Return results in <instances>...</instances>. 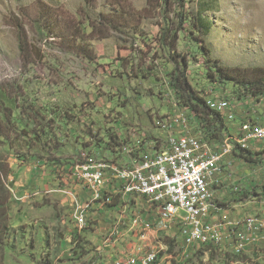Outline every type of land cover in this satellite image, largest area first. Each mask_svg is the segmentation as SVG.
<instances>
[{"label": "rangeland", "instance_id": "obj_1", "mask_svg": "<svg viewBox=\"0 0 264 264\" xmlns=\"http://www.w3.org/2000/svg\"><path fill=\"white\" fill-rule=\"evenodd\" d=\"M201 9L209 10L202 27ZM176 65L201 97L229 99L236 121L264 117V97L212 76L219 65L264 67V0H0V93L12 99L0 102V168L9 193L0 210L9 228L0 264H137L152 245L158 264H223L219 254L209 259L200 250L181 260L175 230H129L138 216L132 208L147 212L142 200L111 215L92 208L81 226L79 197L56 190L81 151L103 155L118 152L121 138H168L156 122L171 110L163 92L174 91L170 99L183 106L171 86ZM194 128L205 135L197 118ZM254 149V162L238 152L222 165L228 203H242V213L264 211V143ZM238 185L251 199L234 196ZM122 215L134 217L127 223ZM243 256L241 264H264V250Z\"/></svg>", "mask_w": 264, "mask_h": 264}, {"label": "built area", "instance_id": "obj_2", "mask_svg": "<svg viewBox=\"0 0 264 264\" xmlns=\"http://www.w3.org/2000/svg\"><path fill=\"white\" fill-rule=\"evenodd\" d=\"M169 90L163 92V96L171 110L165 118L156 122L157 128L168 134L167 139L158 136L149 140L144 137L132 142L131 139L121 138L118 152H104L102 155V150L94 153L81 151L77 162L72 165L76 166L77 175H68V169H65V179H71L72 186H75V197H81L87 204V216L81 218V226L89 219L92 196L103 197V204L99 206L101 212L109 210L108 206H104V197L108 193H101V184L113 180V167H121V188L127 189L125 208L133 198H142L178 212V222H166V226H171L187 246L195 248L214 237L213 220L221 206L213 188L222 189L224 186L222 165L235 156L236 148L252 151L254 145L263 144L264 124L249 119L240 124L237 134H231L229 127L236 121L231 101L226 97L212 98L208 107L217 112L228 127L223 142L212 141L208 137L216 145L212 148L206 135L194 128L196 114L189 107H180L178 102L171 100L174 91ZM127 169H134V178H127ZM78 174H86L88 184H79ZM56 190L68 197V187L62 185ZM234 190L236 193L241 191L239 186ZM70 200L73 202V199ZM134 219H138L140 224V216ZM152 222L158 225L159 220L152 218ZM145 228L140 225L139 232ZM247 228L257 230V223ZM233 234L238 237V242L246 245L264 244V238H253L251 235L240 238V232ZM159 258L160 255L154 251L151 258L142 264H156Z\"/></svg>", "mask_w": 264, "mask_h": 264}, {"label": "crops", "instance_id": "obj_3", "mask_svg": "<svg viewBox=\"0 0 264 264\" xmlns=\"http://www.w3.org/2000/svg\"><path fill=\"white\" fill-rule=\"evenodd\" d=\"M246 120H249L247 115H245L242 120H237L234 123H232L229 127L230 133L231 134H237L240 124ZM252 120H253V122H256L258 124H264V117H260L258 119L255 118ZM222 141H218V142H222ZM254 147H255V145L253 146V150L251 151V153L253 155L258 152V150L254 149ZM63 172H64V174H62V176H61L63 183L72 184L71 179H65V171H63ZM72 174H73L72 169H70L68 171V175H72ZM221 177H223V171H222ZM79 183L83 184L81 181H79ZM65 184L63 187H66ZM72 187L75 189V186H72ZM226 187L227 186L224 184L222 189H220L219 187L213 188L215 198L218 199L217 200L218 204L221 206V210L214 216V220H213L214 224H222V227L220 229L221 241L218 244L209 242L205 245V244L201 243L198 246H196L195 248H194V246H187L183 242H181L180 247L186 253V255H182L179 257L181 260H185L189 257L194 256L195 252H199V250H200L204 254L207 253V255H209V259H210V255L213 252H215L216 254H219L222 258L223 264H241L243 259L240 260L238 258L244 257L243 255H247V256L248 255H255V253L257 255L258 253H261L262 250H264L263 249L264 244H250V245L245 244L244 248L241 250L243 252V254L242 255H235V254L241 252V251H239V246H240L241 242H238V237L234 236L233 232H240V238L242 236H245V238H249L250 235L253 238H260L258 236V233L256 230L250 231L247 229V223L246 222L251 217H259L261 219H264V211H263V213H260V212L253 213L250 210V211H247L246 213H242V211L238 209V208L243 206V204L241 202H240L241 204H237V207L235 205L237 202L236 200H234V202L232 204L228 203V201L232 200L233 196L229 195V190ZM77 188H79V186ZM74 189H71V191H72V193L75 194ZM240 189H241V191L239 193H236V195H234V196L240 195V197H241V195L242 196L245 195L246 198L251 199L248 195L246 196V193L247 194L250 193L248 188L242 189L240 187ZM105 190H106V192L107 191H109V192L107 195L108 197H105V199H104V202H105L104 206L109 207L110 215L113 213V210L118 209V208H120V211L123 210L124 212H127V208H129V207L132 208V206L134 207L135 205L138 204V203H136L137 200H139V201L142 200L146 204V205L145 204L142 205L147 210V212H145L144 214H140V212H139L140 208L139 207L132 208V210H134L135 213L138 216H140V224H139L138 219H133V222L130 224L131 226H130L129 230H131L133 232H139L140 231V225H142V226L146 227L143 231H147V232L149 231V233H150L151 227H152V225H154V222H152V218L155 220H159L158 225L162 226L161 222L164 224L163 219L161 217V210L156 205H153V204L147 202L146 199L133 198L132 202L130 204H128V206L125 208L124 204H125V198L127 195L122 193L121 188H120V184H119L117 178L115 177V175H113L112 181H108V183L105 186ZM68 192H69V190H68ZM70 192L68 194L72 195L74 200L77 201L78 200L77 197H75V195H73V194H70ZM69 198H71V197H69ZM93 198L94 197L92 196L91 197L92 208H93V210L95 209V210H98L100 212L99 206L103 204L102 203L103 201H99V203H98V202L93 201ZM79 200H81V202L83 203L84 211L81 213L82 215H79L78 219L84 218L87 216L86 215L87 204H86V202L82 201L81 197H79ZM239 200L242 201V198H240ZM254 205H256V204H254ZM257 208L259 211L262 210L261 207H257ZM130 216L131 215H129V216L128 215H122V218L126 217L127 218L126 222L128 223L129 219L134 217V216H131V217ZM163 229L167 230V232L170 230H173L171 226L168 228H163ZM156 230L158 231L159 228L156 227ZM150 247H151V251H156V249H153L154 248L153 245ZM180 247H178V248L180 249ZM158 262H159V259H158ZM158 262H157V264H158ZM139 263L140 262H138L137 264H139ZM159 264H163V263H159ZM167 264H170V262H168Z\"/></svg>", "mask_w": 264, "mask_h": 264}, {"label": "trees", "instance_id": "obj_4", "mask_svg": "<svg viewBox=\"0 0 264 264\" xmlns=\"http://www.w3.org/2000/svg\"><path fill=\"white\" fill-rule=\"evenodd\" d=\"M199 4H201V2ZM203 4H205V2H203ZM208 11H209L208 9L199 10L196 18V24L200 22L198 25H200L201 27L204 26L203 22H205L206 19L203 18V15ZM198 28L200 29V27ZM176 41L177 38L174 40V42ZM182 63L185 64L184 60L182 61ZM178 66L179 65H176V68L179 70V72L174 74L171 80V86L177 92V95H179L183 100L182 101L183 106L189 107V109L196 114V118L199 120L201 127L203 126V129L205 130L204 133L206 135L205 138L209 137L212 141H222L225 137V134L228 131L227 125L225 124V122L217 112L212 111L208 107L206 98L201 97L196 91H194V89L191 87V85L188 82L185 72L180 71ZM213 72H214L212 75L214 77L213 79L217 78L218 80L223 82L233 81L238 85L244 87V93L246 94V96L249 95L256 99L264 97V67L247 69V68L219 65L217 66V71H213ZM4 99H7V101L8 100L12 101V99L9 96H7L6 94H4V92H2L0 93L1 104H4ZM6 122L8 123L9 126L10 125L9 118L8 121L6 120ZM2 130L3 127L0 126V131ZM111 139L114 140L113 136L111 137ZM106 152L113 153L114 151H109L107 148ZM238 152H240L239 155L237 154ZM234 154L235 156L238 155L241 158H244L248 162H254L251 159L253 156L251 151L236 148ZM64 168L67 169V165ZM71 169L73 170V168ZM1 170L2 168H0V210H4L8 202L9 193L6 187L4 186V183L6 182L3 179ZM255 194L260 195L258 192H255ZM261 195L264 197V185H263V192ZM5 220H6L5 214L0 213V243L3 242L5 239H7V234L9 233L8 232L9 228L3 224L5 223Z\"/></svg>", "mask_w": 264, "mask_h": 264}, {"label": "bare ground", "instance_id": "obj_5", "mask_svg": "<svg viewBox=\"0 0 264 264\" xmlns=\"http://www.w3.org/2000/svg\"><path fill=\"white\" fill-rule=\"evenodd\" d=\"M207 100V105L211 106L212 104V99H206ZM72 175H77V168L75 166V168H73L72 170ZM113 175H115V177L117 178L119 184H120V188L121 186H123V168L121 167H113ZM127 178H134V169H127ZM78 180L81 182H84L85 184H88V177L86 176V174H78ZM108 183V181H104L101 184V193L106 192L105 190V186ZM121 191L123 194L127 195V189L126 188H121ZM94 200H102V196L101 195H94ZM147 202L150 203L149 200L146 199ZM153 205H156L160 210H161V217L163 219L164 224L161 222L163 228H168L170 226H166V222H178L179 220V213L178 212H173L170 209H165L162 208L160 204L158 203H151ZM264 219H261L259 217H251L247 220V227H249L250 225H254L255 223H257V233L258 236L260 238H264ZM222 224H214L213 223V227L215 229L214 231V237L209 238V240L207 241H203L202 244H207V243H216L218 244L221 241V233H220V229H221ZM170 229V228H169ZM250 231H253L254 228H247ZM262 234V235H261ZM241 238H245V236H242ZM245 244L243 242L240 243L239 246V251H241L244 248ZM158 253V252H157ZM154 254V251H151L150 253H148L141 261L139 264H142L143 261H148L151 256ZM158 262V261H157Z\"/></svg>", "mask_w": 264, "mask_h": 264}]
</instances>
